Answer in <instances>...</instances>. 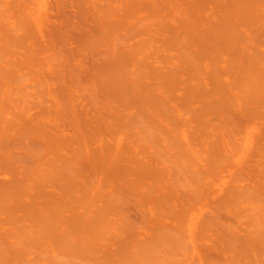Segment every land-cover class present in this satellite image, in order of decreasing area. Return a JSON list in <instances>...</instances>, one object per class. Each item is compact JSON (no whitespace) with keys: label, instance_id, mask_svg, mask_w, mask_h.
<instances>
[{"label":"bare ground","instance_id":"bare-ground-1","mask_svg":"<svg viewBox=\"0 0 264 264\" xmlns=\"http://www.w3.org/2000/svg\"><path fill=\"white\" fill-rule=\"evenodd\" d=\"M0 264H264V0H0Z\"/></svg>","mask_w":264,"mask_h":264}]
</instances>
